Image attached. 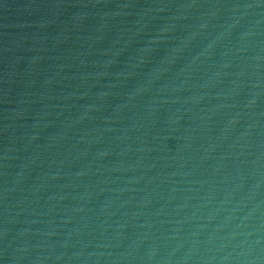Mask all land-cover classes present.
<instances>
[{"label":"water","instance_id":"1","mask_svg":"<svg viewBox=\"0 0 264 264\" xmlns=\"http://www.w3.org/2000/svg\"><path fill=\"white\" fill-rule=\"evenodd\" d=\"M0 264H264V0H0Z\"/></svg>","mask_w":264,"mask_h":264}]
</instances>
